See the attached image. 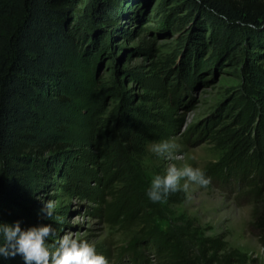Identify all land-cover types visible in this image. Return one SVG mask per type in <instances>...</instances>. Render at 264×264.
Listing matches in <instances>:
<instances>
[{"label":"rangeland","instance_id":"obj_1","mask_svg":"<svg viewBox=\"0 0 264 264\" xmlns=\"http://www.w3.org/2000/svg\"><path fill=\"white\" fill-rule=\"evenodd\" d=\"M89 1L74 6L82 11ZM122 20L117 30L80 27L63 65L68 80L53 87L42 121L43 137L66 147L55 153L49 146L31 163L30 191L6 203L7 222L51 224L50 244L78 233L109 264H175L178 251L200 264H264L256 224L264 210L257 28L239 21L227 32L189 0H128ZM76 21L69 18L68 28ZM56 95L68 101L59 105ZM170 138L182 160L151 151ZM171 163L201 168L212 184L153 203L151 180ZM47 201L54 202L51 218L40 214Z\"/></svg>","mask_w":264,"mask_h":264},{"label":"trees","instance_id":"obj_2","mask_svg":"<svg viewBox=\"0 0 264 264\" xmlns=\"http://www.w3.org/2000/svg\"><path fill=\"white\" fill-rule=\"evenodd\" d=\"M78 1L0 0V220L4 222L9 219L6 203L16 202L24 189L31 188L27 183L31 163L42 160L49 146L55 153L66 147L43 137L48 126L42 121L49 98L55 96L53 87L63 86L68 78L63 65L74 54L80 27L96 22L106 29H120L128 0H90L82 11L74 6ZM189 5L210 23L225 24L227 32L239 21L255 26L252 35L259 43L264 41V0H189ZM73 16L77 21L68 28ZM56 96L59 105L68 101ZM257 161L261 170V155ZM256 224L264 234V210ZM178 254L175 264H200ZM5 262L13 264L0 258V264Z\"/></svg>","mask_w":264,"mask_h":264},{"label":"clouds","instance_id":"obj_3","mask_svg":"<svg viewBox=\"0 0 264 264\" xmlns=\"http://www.w3.org/2000/svg\"><path fill=\"white\" fill-rule=\"evenodd\" d=\"M180 145L175 138L162 140L152 145L151 151L165 160H182L178 155ZM212 178L199 167L185 163L177 166L171 163L163 175L157 174L147 189V197L153 203H166L174 193H189L192 185L208 188ZM40 214L51 218L54 214V202L41 203ZM56 236L51 224L24 227L21 220L8 223L0 220V258L15 260L20 257L22 264H109L108 259L78 233H65L54 244L49 241Z\"/></svg>","mask_w":264,"mask_h":264}]
</instances>
